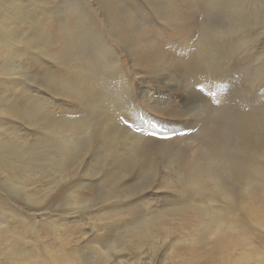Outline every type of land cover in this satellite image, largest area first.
<instances>
[{"label":"rangeland","instance_id":"1","mask_svg":"<svg viewBox=\"0 0 264 264\" xmlns=\"http://www.w3.org/2000/svg\"><path fill=\"white\" fill-rule=\"evenodd\" d=\"M79 83L104 102L70 93ZM245 116L264 126V0H0V153L53 151L68 124L88 118L77 136L98 121L115 127L125 158L139 136L150 145L119 167L107 156L112 136L95 135L62 179L23 184L0 169V264H214L203 254L208 240L186 250L168 227L171 234L157 229L133 244L131 230L145 233L157 213L187 201L212 207L191 189L184 194L180 162L204 158L214 119L226 127ZM238 145L232 134V154ZM249 157L255 199L240 195L244 179L226 183L241 224L264 249V228L254 223L264 225V160ZM254 205L255 216L246 214ZM182 220L168 212L157 224ZM109 244L107 262L100 256ZM236 253L255 263L247 250Z\"/></svg>","mask_w":264,"mask_h":264},{"label":"bare ground","instance_id":"2","mask_svg":"<svg viewBox=\"0 0 264 264\" xmlns=\"http://www.w3.org/2000/svg\"><path fill=\"white\" fill-rule=\"evenodd\" d=\"M202 60L197 57V60L193 62V70L197 73H200L203 67ZM70 93L84 99H90L94 105H97L99 101L104 102L101 96L96 97L94 95V90L86 89L81 83H79L76 88L71 89ZM32 116L34 119H40L37 116ZM89 118H91V116H89ZM41 119L46 120L47 118ZM258 119L260 118L256 119L251 116H245L242 117L240 121H235L234 124L230 122L232 124L229 123L228 126H226L227 129L226 127H223L220 120L214 119L209 128L206 127V137L203 135L205 139L202 142L206 143V148L203 152L204 158L201 159L197 156L191 160H183L180 162L179 169L184 172L177 173H184L183 175L181 174L182 177H179L182 182L181 186L183 187H181V189L184 194L187 190L191 189L193 191L192 197H199V200L207 199V202L213 204L212 207L187 201V203H184L179 207H174L171 211L157 213L155 218H151V215L147 221L150 222V218L154 220L153 222L151 221L149 225H146L147 229H144L146 231L145 233H136L131 230V242L133 244H139L144 235L146 237L155 236V231L157 229H164V232L171 234V231H168V227H170L173 232L179 231L180 235L183 237V239H180L185 243L183 247L186 250L197 251L198 248H200V246L202 247L204 242L208 240V244H205L208 248L206 252L203 251V254H205V258L212 255L213 258L211 261H213L214 264L223 260H229L231 261V264H248L249 259L247 257H245L244 260L242 257L238 259L240 254L236 253L237 250H247L250 257L255 260L254 264H264V249H260L254 245L252 232H248L247 229L249 228H246L247 225L241 224L242 216L234 204L235 199H233V191L228 183H226V180H230L233 183L234 181L236 182V180L239 181L240 179H244L247 181V185L245 184L246 186L242 188L240 195L242 197H247L250 200L255 199L260 183L257 179L252 178L253 173H250V171L253 167L246 162L245 157L249 155L250 160L256 159V157L263 158L262 160H264V150L261 152L255 150L257 144H261L264 141V126L256 121ZM87 120L80 125L68 124L67 128L64 130L65 132H69V135H67V133L60 135V142L56 144L57 146L53 151L51 150V146L44 152H27L26 154L21 153L22 151L19 152L16 149L5 150L0 153V169H8L13 173L18 174L19 176L17 180L23 184L28 181L33 182L41 177L47 179H62L67 172L68 166L78 160L82 151L89 149L94 140L93 138L98 134L102 140L105 141L109 138L103 139V137L105 138L108 135L112 136L108 141L110 142L111 147H113V151H110L107 156L111 157V161L116 163L119 167L125 165L126 168H129L135 163V161L139 158H143V156L148 153L150 145L143 136H139L138 140L135 141L133 150H131L134 151L132 158H125L119 148L121 141L119 142L117 139V137L122 135H118L115 132V127H110L108 129L107 127L106 129L101 128L99 121L96 125L94 124V127L92 126V129L89 132L77 136L79 130L88 128L90 123ZM94 120L96 119H93V121ZM85 122H88V124ZM232 134L239 142V145L236 146V151L238 152H234L233 154V151L231 152L229 150V142ZM129 140L127 141L128 145ZM251 142H255V145L252 146ZM122 144H124V142H122L121 145ZM132 146L129 145L131 149ZM231 147H233V144ZM128 154L130 155V153ZM124 176V174H120V177L117 176V178H114L115 184L121 180V177L124 178ZM223 178H225V180ZM75 197L77 199L76 194ZM255 208L256 206L254 205L251 209H247L246 214L255 216L257 213ZM168 212H174L176 215H181L183 217L182 222L177 225V228L157 224V222L162 219L163 215ZM227 218L231 219L228 220ZM254 223L260 228H264V225L258 221ZM166 239L167 238H165V240ZM234 244L235 246H238V248L234 247ZM111 246L112 245L109 244L107 248H104V250L101 251L100 257L103 258V260H108ZM104 255L105 258L107 257L106 259L104 258Z\"/></svg>","mask_w":264,"mask_h":264},{"label":"snow or ice","instance_id":"3","mask_svg":"<svg viewBox=\"0 0 264 264\" xmlns=\"http://www.w3.org/2000/svg\"><path fill=\"white\" fill-rule=\"evenodd\" d=\"M201 91H202V89H201Z\"/></svg>","mask_w":264,"mask_h":264}]
</instances>
